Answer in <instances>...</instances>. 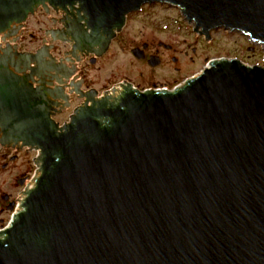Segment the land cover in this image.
Masks as SVG:
<instances>
[{
    "label": "water",
    "instance_id": "obj_1",
    "mask_svg": "<svg viewBox=\"0 0 264 264\" xmlns=\"http://www.w3.org/2000/svg\"><path fill=\"white\" fill-rule=\"evenodd\" d=\"M37 1L0 0V31ZM52 1L83 3L97 31L171 5L206 39L223 28L264 48V0ZM11 87L2 125L29 102ZM20 126L39 173L0 230V264H264L263 65L220 57L174 90L115 87L61 128L43 112Z\"/></svg>",
    "mask_w": 264,
    "mask_h": 264
},
{
    "label": "flooded vegetation",
    "instance_id": "obj_2",
    "mask_svg": "<svg viewBox=\"0 0 264 264\" xmlns=\"http://www.w3.org/2000/svg\"><path fill=\"white\" fill-rule=\"evenodd\" d=\"M82 4L74 1L62 6L52 0L37 1L23 22L11 20L9 29L0 31V99L5 95L4 85L8 84L13 85L7 89L8 94L18 93L29 101L21 111L23 117L19 114L0 124V230L9 225L22 193L39 173L40 150L24 139L25 130L20 126L23 118L43 112L61 128L85 103L92 105L115 87L139 92L171 91L182 84L174 78L168 81L156 78L157 69L167 58L161 50L173 51L171 45L158 40L133 44L125 35L136 14L159 3L144 5L140 12L126 15L121 28L98 31L89 24ZM3 13L4 7L0 6L2 22ZM118 43L129 46L132 62L141 66V70L134 78L127 76L117 82L113 67ZM38 50L42 62L39 66L28 57ZM22 53L27 58L21 64L18 57ZM172 61L178 64L174 56ZM1 100L0 113H3Z\"/></svg>",
    "mask_w": 264,
    "mask_h": 264
},
{
    "label": "rangeland",
    "instance_id": "obj_3",
    "mask_svg": "<svg viewBox=\"0 0 264 264\" xmlns=\"http://www.w3.org/2000/svg\"><path fill=\"white\" fill-rule=\"evenodd\" d=\"M194 27V23L188 22L178 7L158 4L145 7L143 12L136 14L125 35L130 42L134 41L133 44L140 40L148 43L158 40L173 47V51L166 48L161 50L167 58L157 69L156 78L163 81L174 78L182 83L200 73L209 61L220 57L238 58L248 65L264 66V48L252 43L240 32L221 28L213 30L211 38L206 39ZM128 47L120 43L116 46L113 68L117 82L127 76L134 78L141 70V66L132 62ZM249 47H254L255 50ZM173 56L177 58L178 64L172 61ZM175 68L179 70L176 71Z\"/></svg>",
    "mask_w": 264,
    "mask_h": 264
},
{
    "label": "built area",
    "instance_id": "obj_4",
    "mask_svg": "<svg viewBox=\"0 0 264 264\" xmlns=\"http://www.w3.org/2000/svg\"><path fill=\"white\" fill-rule=\"evenodd\" d=\"M19 205H20V200H19L18 203H17V210H18V208H19Z\"/></svg>",
    "mask_w": 264,
    "mask_h": 264
}]
</instances>
